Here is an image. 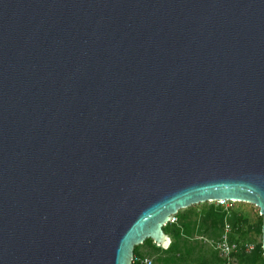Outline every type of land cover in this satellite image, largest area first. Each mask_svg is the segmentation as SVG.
I'll return each mask as SVG.
<instances>
[{
	"label": "water",
	"instance_id": "95a60500",
	"mask_svg": "<svg viewBox=\"0 0 264 264\" xmlns=\"http://www.w3.org/2000/svg\"><path fill=\"white\" fill-rule=\"evenodd\" d=\"M220 199L264 256V0H0V264H130Z\"/></svg>",
	"mask_w": 264,
	"mask_h": 264
},
{
	"label": "trees",
	"instance_id": "16d2710c",
	"mask_svg": "<svg viewBox=\"0 0 264 264\" xmlns=\"http://www.w3.org/2000/svg\"><path fill=\"white\" fill-rule=\"evenodd\" d=\"M191 206L178 210L175 214L177 221L162 227L170 237V243L166 249L155 245L152 239L146 238L141 244L134 246L133 255L156 254L158 264H221V259L215 251L211 247L206 250L203 245L194 241V237L204 238L205 235L207 238L218 237L226 218V211L219 205L203 207L199 212L193 211ZM227 219L234 227H237L238 239L254 243V248L249 253L241 251L238 254L240 263L264 264L261 241L255 244L254 239L248 234L250 229L245 226L246 218L232 210L231 216ZM261 224L262 217L258 228L254 230L255 235L261 236ZM141 245L151 248V252L147 249L145 252L142 251Z\"/></svg>",
	"mask_w": 264,
	"mask_h": 264
},
{
	"label": "built area",
	"instance_id": "2783aa9c",
	"mask_svg": "<svg viewBox=\"0 0 264 264\" xmlns=\"http://www.w3.org/2000/svg\"><path fill=\"white\" fill-rule=\"evenodd\" d=\"M228 202L236 201L226 199L215 201L216 205L221 206L226 211V218L223 221L220 235L216 238H207V240H209V245L215 251L216 255L221 259V264H241L238 254L241 251L249 253L254 248V244L237 238V227H234L227 219V217L231 216L232 212L230 204H227ZM176 221V216L171 215L169 223ZM130 264H153V259L147 255H133Z\"/></svg>",
	"mask_w": 264,
	"mask_h": 264
},
{
	"label": "rangeland",
	"instance_id": "374dc122",
	"mask_svg": "<svg viewBox=\"0 0 264 264\" xmlns=\"http://www.w3.org/2000/svg\"><path fill=\"white\" fill-rule=\"evenodd\" d=\"M227 204H230L231 210L239 213L240 215H242L246 218L245 226L250 229L248 231V234L250 235L251 238L254 239L255 244L259 243L261 241V236L255 235V232H254V230L256 228H258V226L260 224L261 215H259V208L257 206H255L254 204L246 203V202H240V201L228 202ZM227 204H224V205H227ZM210 205H216L215 201L214 202L213 201L212 202L206 201L204 203L194 204L191 207H192L193 211L199 212L200 210H202L203 207H208ZM193 217H194V215H193ZM194 241L203 245L206 250H208L209 247H211L209 245V240H207L206 235L204 238H195L194 237ZM140 247H141V250L144 252H145V249H147L149 252H151V248H149L147 246L141 245ZM147 255H149L153 258V264H158L156 262V256H157L156 254H147Z\"/></svg>",
	"mask_w": 264,
	"mask_h": 264
}]
</instances>
